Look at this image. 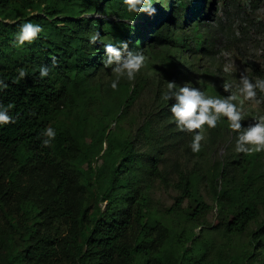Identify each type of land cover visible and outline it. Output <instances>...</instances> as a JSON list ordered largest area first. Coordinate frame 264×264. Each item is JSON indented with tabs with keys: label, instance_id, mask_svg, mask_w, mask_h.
I'll list each match as a JSON object with an SVG mask.
<instances>
[{
	"label": "trees",
	"instance_id": "1",
	"mask_svg": "<svg viewBox=\"0 0 264 264\" xmlns=\"http://www.w3.org/2000/svg\"><path fill=\"white\" fill-rule=\"evenodd\" d=\"M178 1L186 4V0ZM209 2L191 0L176 16L170 0L168 12L162 9L161 0H153V15L129 12L122 0H0V78L9 85L0 92V103L14 104L9 114L16 121L0 126V264H173L164 249L168 229L150 217L149 198L140 189L149 187L145 181L150 184L164 179L159 169L163 155L160 141L168 134L162 132L166 131L163 127L157 131L153 127L156 119L161 121L160 116L151 112L150 123L137 129L133 139L108 142L102 155L107 172L90 169L88 158L81 157L85 129L75 133L56 118L62 107L74 102L80 85L98 71L110 69L102 63L104 43L127 41L130 50H142L147 61L156 63L164 78L182 74L187 79V72L194 73L196 64L191 62V54L185 61L187 71L178 70L181 52L187 51L179 35L184 33L181 27L188 18L183 14L189 12L194 24H200V12H216ZM28 10L38 13L27 17ZM97 11L112 19L81 17ZM29 21L41 25L43 31L33 43L19 46L11 36L21 23ZM178 27L179 32L172 34ZM95 32L101 38L91 45L89 38ZM168 63L178 66V75ZM41 65L50 68L44 78L39 76ZM21 67L28 75L13 83ZM261 76L259 72L257 77ZM143 84L141 78L128 100L143 91ZM149 86L159 102L155 111L169 110L174 101H163L166 83L157 79ZM214 93L222 95L223 91L217 88ZM48 126L57 135L44 147L42 132ZM204 128L211 148L226 139L235 143L236 134L228 128L226 118L215 129ZM139 140L145 142V151L136 148ZM237 159L230 156L223 160L218 175L225 176L227 167ZM90 175L95 177L94 188ZM251 185L250 180L236 182L217 198L220 205L229 203L233 210L226 224L228 233L242 231L255 217L254 202L247 196ZM179 187L181 198L187 197V180ZM101 203H105L104 210ZM263 227L264 221L259 229ZM193 260L201 263L202 255Z\"/></svg>",
	"mask_w": 264,
	"mask_h": 264
},
{
	"label": "rangeland",
	"instance_id": "2",
	"mask_svg": "<svg viewBox=\"0 0 264 264\" xmlns=\"http://www.w3.org/2000/svg\"><path fill=\"white\" fill-rule=\"evenodd\" d=\"M170 1H174L172 9L176 16L183 13L182 6L191 5V0H186L183 5L178 0ZM161 4L162 9L168 12L169 0H161ZM211 4L214 5L212 10L216 12L212 11L208 15L200 12L203 18L200 24H194L196 20L189 16V12L183 14L188 18L182 20L181 31L184 33L180 32L179 35L181 44L187 51L181 52L183 61L179 63L178 70L182 73L187 71L184 66L188 63L185 61L191 54L193 59L190 60L196 64L192 67L196 71L191 74L189 70L187 79L182 74L173 79L164 78L159 66L147 61L146 67L134 82L122 78L118 89L113 91L110 83L115 77L111 69L98 71L79 86L74 102L62 107L56 120L75 133L85 129L86 136L80 145L81 157L88 158L90 169L100 168L101 172H107V166L103 167L102 155L108 142L112 139H133L137 129L150 123V113L158 114L161 121L156 119L154 130L163 127L166 131L162 132L168 134L167 139L160 141L163 144V155L159 169L164 179H157L150 184L145 181L144 184L149 187L142 185L140 189L149 198L150 217L156 218L168 229L164 249L171 255L173 264L193 263V258L198 255H202V262L193 264H259L264 260V227L259 229L264 221V152L244 157L243 154L235 152V143H231L229 139L211 148L209 132L203 127L200 131L206 139L201 142L200 152L193 153L188 146V139H191L192 134L176 128L168 109L157 113L155 107L159 102L155 101L153 92L149 91L150 83L161 79L164 84L165 81L175 82L177 85L191 82L193 86L200 87L207 95L212 96L217 95L214 93L217 88H221V96H226L229 93L224 92L223 83H236L243 71L250 78L257 77L259 72L263 75L260 78H264V52H257L264 50V0H210L207 5ZM210 10L211 8L208 11ZM37 13L28 10L25 14L29 17ZM193 14H196L195 10ZM81 17L112 19L99 11L83 14ZM236 31H239V37H236ZM171 32H179V27ZM11 38H15V35ZM222 50L231 53V59L237 68L231 75L223 71L226 58L220 55ZM168 66L174 74L177 73L178 66L174 68L171 63ZM141 78L144 82L143 91L132 94L134 99L128 100L134 85ZM263 106L257 108L246 102L245 120L242 123L246 126L258 115H264ZM136 148L142 152L147 146L144 141L139 140ZM230 156L232 159L238 157L237 161L227 167L225 176L218 175L222 161ZM89 177L94 188L95 177ZM183 179L187 180L189 187L187 197L181 198L182 191L179 186ZM247 180L253 186L247 196L254 202L255 217L248 221L242 231L228 233L226 224L231 220L233 210L229 203L220 205L217 198L222 191L230 189L236 182ZM100 207L104 210L105 203H101Z\"/></svg>",
	"mask_w": 264,
	"mask_h": 264
},
{
	"label": "clouds",
	"instance_id": "3",
	"mask_svg": "<svg viewBox=\"0 0 264 264\" xmlns=\"http://www.w3.org/2000/svg\"><path fill=\"white\" fill-rule=\"evenodd\" d=\"M122 3L129 12L139 14L141 12L153 15L155 9L152 7L153 0H122ZM43 28L39 24L24 22L19 25L15 33L17 45L31 44L39 38ZM236 37L240 36L239 31L235 32ZM98 32L92 34L89 43L95 44L100 41ZM104 58L102 63L104 68H110L114 74L110 87L113 91L118 89L120 80L126 79L134 82L142 69L146 67L147 57L142 50H130L127 41L118 43H104ZM264 52V50H257ZM221 56L226 58L223 71L229 75L235 73L237 68L234 60L231 59V53L221 51ZM55 65V58H52ZM18 75L13 79V83H19L27 77L28 73L24 68H18ZM50 68L48 65L39 66V76L44 78L48 76ZM167 87L163 92L165 101H174L169 105L172 122L181 132L192 134L189 147L193 153L201 150V142L206 139L200 131L205 125L208 129H215L221 119L226 118L228 128L236 134L234 150L238 154L251 156L256 153L264 152V115H258L251 123L246 126L242 123L245 120V103L252 104L259 108L264 105V78H250L245 71L240 73L236 83L225 82L222 85L227 96L207 95L200 87H195L191 82H184L183 85H177L175 82L165 81ZM4 79L0 78V92L8 88ZM14 104L4 105L0 103V126L13 124L15 119L10 115V110ZM57 133L54 128L48 126L43 132L42 140L44 147H49L55 139ZM219 209L217 208V211Z\"/></svg>",
	"mask_w": 264,
	"mask_h": 264
}]
</instances>
